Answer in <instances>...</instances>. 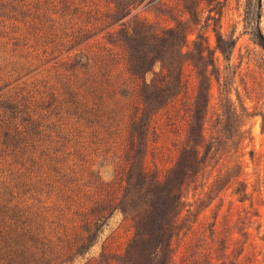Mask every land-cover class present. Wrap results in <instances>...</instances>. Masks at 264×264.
I'll return each instance as SVG.
<instances>
[{"label":"rangeland","instance_id":"374dc122","mask_svg":"<svg viewBox=\"0 0 264 264\" xmlns=\"http://www.w3.org/2000/svg\"><path fill=\"white\" fill-rule=\"evenodd\" d=\"M263 38L264 0H0L14 264H264Z\"/></svg>","mask_w":264,"mask_h":264},{"label":"trees","instance_id":"16d2710c","mask_svg":"<svg viewBox=\"0 0 264 264\" xmlns=\"http://www.w3.org/2000/svg\"><path fill=\"white\" fill-rule=\"evenodd\" d=\"M130 63H132V65H134V66L135 65L137 66L136 68H132L133 72L139 73L140 72L139 69H140L141 66L137 62L136 63L133 62V60H132V62L130 60ZM0 210H1V208H0ZM1 211L2 212H7L6 208L2 209ZM101 216L103 217L104 215L100 214V217ZM100 217H97V219L99 220ZM2 220L3 219H0V223H3ZM4 225L7 226L6 224H4ZM2 230H4V229H2ZM2 230L0 229V241H1V244H2L0 246V259L3 260V263H0V264H14L15 263V259L10 257V254H11L10 253V246L8 244V237H9V234H11V232L13 231V229H9V227L5 229V233L7 234V236H5V234H2ZM18 233H20V232H18ZM24 234L25 233H22L21 235H24ZM28 239H31L30 235L28 236ZM18 256H20L19 258H21V261L23 259H25V255H24L23 251L19 252ZM17 264H27V263L25 261H22L21 263H17Z\"/></svg>","mask_w":264,"mask_h":264},{"label":"water","instance_id":"95a60500","mask_svg":"<svg viewBox=\"0 0 264 264\" xmlns=\"http://www.w3.org/2000/svg\"><path fill=\"white\" fill-rule=\"evenodd\" d=\"M259 6H261V0H258ZM260 17V14H258V18ZM264 40V38H263Z\"/></svg>","mask_w":264,"mask_h":264}]
</instances>
